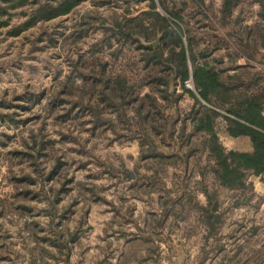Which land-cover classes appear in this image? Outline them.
I'll use <instances>...</instances> for the list:
<instances>
[{"label": "trees", "instance_id": "trees-1", "mask_svg": "<svg viewBox=\"0 0 264 264\" xmlns=\"http://www.w3.org/2000/svg\"><path fill=\"white\" fill-rule=\"evenodd\" d=\"M145 2H151L153 9L136 16L128 9L130 17L118 11L122 3ZM85 3L93 10H111L109 15L84 12L71 35L82 40L89 33H101L102 42L91 52L97 59L72 61L70 73L45 108L49 113L64 111L59 119L87 116L94 130L110 131L118 140H136L140 160L152 172L147 181L152 183L162 167L187 163L204 153L208 166L202 170L200 183L206 177L211 181L202 189L206 204L195 208L200 226L208 233L207 241L222 225L224 203L231 199L234 207L251 204L257 195L249 178L258 177L264 183V0H219L217 6L214 0H0V18L10 10H29L22 13L26 20L9 32L10 37H18L39 22L79 14L77 9ZM246 4L257 5L250 22ZM7 24L0 23V28ZM155 42L158 46L152 45ZM102 50L110 55L99 58ZM125 50L135 54L127 59ZM74 79L82 87L71 94L67 88ZM190 79L195 92L185 86ZM186 94L193 104L183 111L179 104ZM44 95L39 92L24 99L39 104ZM221 137L243 142L246 149L227 151ZM50 145L51 141H37L36 136L31 143L24 141L23 149L13 154L19 162L30 163L37 178L23 174L14 181L21 192L18 196L48 199L45 213L53 238L41 237L40 241L62 253L73 240L56 223L67 211L57 207L67 183H62L53 200L44 186L33 197L29 190L40 178L47 183L59 172V164L48 173L41 167ZM106 172L135 185L143 180L139 171L108 166ZM187 195L188 201L195 200L191 192ZM163 198L164 208L186 199L185 194L174 199L169 193ZM261 229L250 228L253 236ZM47 250L40 249L42 260ZM255 256V264H264V246ZM68 258L69 252L67 264Z\"/></svg>", "mask_w": 264, "mask_h": 264}, {"label": "rangeland", "instance_id": "rangeland-1", "mask_svg": "<svg viewBox=\"0 0 264 264\" xmlns=\"http://www.w3.org/2000/svg\"><path fill=\"white\" fill-rule=\"evenodd\" d=\"M218 4L219 0H214L213 5ZM244 7L250 22L257 5ZM128 9L136 16L153 5L122 3L118 11L130 17ZM27 10H10L0 18V23H8L0 28V264H67L68 252V264H255V252L264 246V190H258V178L251 176L248 181L257 197L239 207L233 206L234 200L226 201L222 225L206 241L208 233L200 226L195 208L206 204L202 189L211 181L206 177L205 183H200L202 170L208 166L204 153L187 163L162 167L160 177L152 183L147 181L152 172L140 160L136 140H118L110 131L94 130L87 116L59 119L64 111L49 113L45 108L70 73L72 61L97 59L91 52L102 42L101 33H89L82 40L71 36L80 15L86 11L109 15L111 10H93L85 3L77 15L39 22L20 36L10 37L9 32L26 20L22 13ZM126 53L127 59L135 54ZM104 55L110 51L102 50L98 57ZM81 87V81L74 79L67 90L75 94ZM193 89L195 92L194 85ZM39 92L45 94L39 104L24 99ZM192 104L186 94L179 108L188 111ZM32 136L37 141H51L47 158L41 160L44 172L60 165L47 183L40 178L29 188L32 197L44 186L53 200L62 183H67L57 205L60 211H67L56 223L73 240L70 249L62 253L40 241L41 237L53 238L50 217L45 213L48 199L42 195L26 200L17 195L21 192L15 177L32 174L37 178L30 163L19 162L13 154L23 149L24 141L31 143ZM221 142L227 151L246 149L234 139L221 137ZM108 166L139 171L143 180L137 185L123 178L120 181L106 172ZM190 192L193 201L187 200ZM168 193L174 199L185 194L186 199L164 208L163 197ZM253 225L263 226L257 236L251 233ZM42 248L48 249L43 260ZM231 257L234 260L230 262Z\"/></svg>", "mask_w": 264, "mask_h": 264}, {"label": "built area", "instance_id": "built-area-1", "mask_svg": "<svg viewBox=\"0 0 264 264\" xmlns=\"http://www.w3.org/2000/svg\"><path fill=\"white\" fill-rule=\"evenodd\" d=\"M185 86L187 89L194 90L193 89V83H192L191 79L185 82Z\"/></svg>", "mask_w": 264, "mask_h": 264}, {"label": "crops", "instance_id": "crops-1", "mask_svg": "<svg viewBox=\"0 0 264 264\" xmlns=\"http://www.w3.org/2000/svg\"><path fill=\"white\" fill-rule=\"evenodd\" d=\"M256 178H258V177H256ZM259 179V181H260V178H258ZM258 190H264V183L263 182H261L260 181V185H259V189Z\"/></svg>", "mask_w": 264, "mask_h": 264}, {"label": "water", "instance_id": "water-1", "mask_svg": "<svg viewBox=\"0 0 264 264\" xmlns=\"http://www.w3.org/2000/svg\"><path fill=\"white\" fill-rule=\"evenodd\" d=\"M153 46H158V42H155L152 44Z\"/></svg>", "mask_w": 264, "mask_h": 264}]
</instances>
